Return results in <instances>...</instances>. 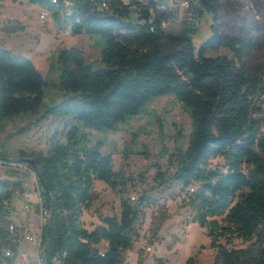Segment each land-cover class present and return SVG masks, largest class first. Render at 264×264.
<instances>
[{
    "label": "trees",
    "instance_id": "16d2710c",
    "mask_svg": "<svg viewBox=\"0 0 264 264\" xmlns=\"http://www.w3.org/2000/svg\"><path fill=\"white\" fill-rule=\"evenodd\" d=\"M32 1L57 10V22L59 11H68L62 23L69 24L70 33H96L102 39L103 67L86 62L77 47L59 51V79L52 85L66 96L45 112L71 116L101 131L138 114L156 96L172 95L189 109L192 129L186 148L173 154L176 168L169 180L182 189L196 185L187 191V201L194 221L212 237L214 264H264V139L258 138L264 121L258 116L263 112L264 63L250 59L261 45L221 31V0H198L193 8L197 17L213 15L212 35L198 47L192 42L197 26L181 22L178 33L165 31L161 22L170 13L153 0H105L108 8L102 11L92 0H67L69 6L63 0L58 5ZM46 85L30 60L0 47V130L7 117L35 113ZM19 156L33 159L31 167L44 183L36 175V211L40 205L49 210L48 233L47 222L41 233L42 248L48 234L47 248L40 253L44 264H125L145 199L132 203L122 193L120 217L101 216V224L91 230L81 218L94 198V179L112 188L126 181L112 169L111 156L102 154L97 143L90 145L77 126L67 129L65 143L52 137L47 153ZM218 156L225 160V171L209 167ZM18 188L0 181V264H14L4 249L11 245L8 225ZM219 237L225 243H216ZM234 237L253 245L227 247Z\"/></svg>",
    "mask_w": 264,
    "mask_h": 264
},
{
    "label": "rangeland",
    "instance_id": "374dc122",
    "mask_svg": "<svg viewBox=\"0 0 264 264\" xmlns=\"http://www.w3.org/2000/svg\"><path fill=\"white\" fill-rule=\"evenodd\" d=\"M220 2L221 31L245 40L253 39L260 44L262 48L253 51L250 59L264 63V5H261L264 0ZM42 7L32 0H0V47L12 56L30 60L48 82L44 87L42 103L35 113L21 112L4 120L0 130V153L7 159H16L20 152L47 153L52 137L65 143L67 129L77 126L79 135H85L90 145L97 143L102 154L111 156L112 169L121 171L126 180L116 188L105 181L93 180L94 198L81 214L85 227L93 229L94 225L90 222L95 221V214L97 217H120L122 193L132 203L144 198L125 264H189L190 257L193 258V264H214L212 237L208 235L206 227L194 221L195 211L187 201L191 189H182L180 183L169 180V175L176 168V155L173 154L178 149L186 148L192 129L189 109L172 95L163 94L151 99L138 114L127 116L113 128L101 131L86 127L71 116L46 113L48 107L66 96L52 85L59 79L58 54L61 49L77 47L86 62L92 63L93 67H103L104 64L100 61L102 39L98 34H66L64 30L70 26L62 23V20L68 11H59L60 21L57 22L54 15L57 10H51L49 17L43 21L39 18ZM174 13L177 18L184 10L174 8ZM130 15L133 24L137 23L136 16L133 13ZM212 22L211 13L201 15L197 31L192 36L195 47L212 35ZM179 28L178 24L169 22L164 30L178 33ZM220 53L228 52L221 50ZM260 102L263 112L258 116L264 118V95L260 97ZM258 138L264 139V121ZM257 150L260 151V148ZM224 163V158L218 156L210 159L209 167L225 171ZM192 187L195 189L196 185ZM25 189L27 192L24 197L29 202L30 211L23 214L24 217L28 216L30 228L38 236L40 218L36 205L40 202V196L32 175ZM131 196L135 199L132 200ZM12 201L18 203L17 198ZM17 211L14 214L15 222L23 216L19 209ZM215 242L225 243V239L219 237ZM252 243L234 237L227 247L244 248ZM24 248L32 250L33 246Z\"/></svg>",
    "mask_w": 264,
    "mask_h": 264
},
{
    "label": "built area",
    "instance_id": "2783aa9c",
    "mask_svg": "<svg viewBox=\"0 0 264 264\" xmlns=\"http://www.w3.org/2000/svg\"><path fill=\"white\" fill-rule=\"evenodd\" d=\"M50 3L54 5H58L60 0H48ZM96 5V9L102 11L108 8L105 0H92ZM157 3L159 9L167 10L170 13V17L161 22V27L165 29L168 26L169 22H174L175 24L180 25L181 22H188L197 26L200 22V17H197L193 8L198 4V0H153ZM65 6H69L70 3L67 1H63ZM125 3H130V0H124ZM174 8H181L184 10V13L176 18L174 13ZM65 11V10H64ZM50 10L47 7H42L39 12L40 20H46L50 15ZM68 15V12L66 13ZM66 34L70 33V27L64 30ZM22 166L25 170H27L30 175H32L36 181L37 191L39 192V188L37 185V177L35 170L28 164L22 163ZM193 190V188H191ZM132 200L135 199L134 196L130 197ZM21 212L30 211V206L28 202L23 203L20 206ZM40 218V226L38 231V236H35L32 232L30 226L31 222L26 217H20L18 222H15L13 216L9 217L10 223L8 225V233L10 236L11 245L4 249V255L6 257H13L14 264H42V258L40 253L42 251L41 244V233L43 226L46 224L47 219L49 217V210L43 206H39L37 210ZM13 214V213H12ZM25 243L34 244V249L32 251H28L24 248ZM150 247L147 248L149 250Z\"/></svg>",
    "mask_w": 264,
    "mask_h": 264
},
{
    "label": "water",
    "instance_id": "95a60500",
    "mask_svg": "<svg viewBox=\"0 0 264 264\" xmlns=\"http://www.w3.org/2000/svg\"><path fill=\"white\" fill-rule=\"evenodd\" d=\"M1 161H6L7 163H9V165H5ZM14 163L19 165L20 168L12 167V164ZM22 163H28L30 166L31 165L34 166L33 159L29 157H21L19 159H7V158L0 156V181L8 180L12 183H17L18 185H20L22 182L28 183L30 181L31 175L27 170L23 168ZM7 172L19 173L22 177L24 176V178H16L14 176L7 175L6 174ZM35 172H36V175L38 176V179L41 182V185L44 187L42 177L37 168H35ZM48 228H49V219L47 221V233H48ZM47 242H48V234L46 235L42 251L46 250ZM42 264H44L43 260H42Z\"/></svg>",
    "mask_w": 264,
    "mask_h": 264
},
{
    "label": "crops",
    "instance_id": "0c3cea01",
    "mask_svg": "<svg viewBox=\"0 0 264 264\" xmlns=\"http://www.w3.org/2000/svg\"><path fill=\"white\" fill-rule=\"evenodd\" d=\"M19 158H21V156H19V157H17L16 159H19ZM3 164H5V165H9V163H7L6 161H1ZM12 167H17V168H20V166L19 165H17V164H12ZM7 175H10V176H14V177H16V178H24V176L22 177L19 173H15V172H7L6 173ZM27 183H25V182H22L20 185H18L19 186V190L17 189V190H15V196L13 197V199L12 200H16V198L18 199V203L17 204H15V203H13V201H11L12 202V205L14 206V211H13V214H12V216H13V219H14V214L16 213V212H18L17 210L19 209V212L21 213L20 215H22L23 214V212H21L20 211V206L23 204V203H25V202H28V200L27 199H25V197H24V194L27 192V189H25V185H26ZM22 187H24V188H22ZM18 191H21L20 193L18 192ZM18 192V193H17ZM23 200H25V201H23ZM28 204H29V202H28ZM30 206V205H29ZM29 212V211H28ZM97 214H95L94 216H93V219L96 221H98V222H96V223H94L93 221L92 222H90V224H93L94 226L95 225H98L99 223H101V216L99 217H97L96 216ZM23 216H24V214H23ZM23 216H21V217H23ZM25 217H26V219L28 218V216H26L25 215ZM95 217V218H94ZM20 218V217H19ZM29 219V218H28ZM85 226V225H84ZM88 229V228H87ZM28 245H32L33 246V249H34V244H32V243H25L24 244V247H28ZM100 245H102V244H100ZM32 249V250H33ZM28 251H32V250H29V249H27Z\"/></svg>",
    "mask_w": 264,
    "mask_h": 264
}]
</instances>
